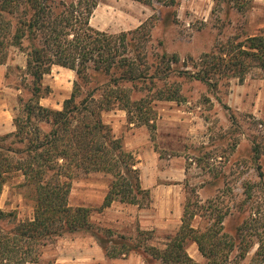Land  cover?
Masks as SVG:
<instances>
[{
    "label": "trees",
    "instance_id": "obj_1",
    "mask_svg": "<svg viewBox=\"0 0 264 264\" xmlns=\"http://www.w3.org/2000/svg\"><path fill=\"white\" fill-rule=\"evenodd\" d=\"M134 1L157 2L167 9L177 5L176 0ZM96 4L97 0H0V48L21 51L30 77V97L19 99L14 130L0 136V194L8 174L20 172L22 186L34 200L30 219L17 221L0 208V264L38 263L44 246L78 231H89L105 256L136 253L143 264H201L187 252L188 241L196 244L203 264H242L254 244L247 264H264V213L259 206L249 208L234 235L224 231L221 212L204 230L194 228L190 221L196 213L185 206L178 230L159 245L150 241L152 231L138 228L134 238H126L110 228L102 233L90 219L114 201L138 207L150 202L134 154L125 150L101 113L124 110L128 123L154 129V103L183 100L176 77L185 75L210 85L211 76L228 72L243 80L251 61L264 71V36L246 37L223 53L225 57L204 54L195 64L201 68L192 72L180 68L176 53H148L151 21L119 33L93 28L89 19ZM52 65L75 74L60 109L40 104L50 93L42 80ZM89 173L111 178L102 202L95 208L71 207V180Z\"/></svg>",
    "mask_w": 264,
    "mask_h": 264
},
{
    "label": "rangeland",
    "instance_id": "obj_2",
    "mask_svg": "<svg viewBox=\"0 0 264 264\" xmlns=\"http://www.w3.org/2000/svg\"><path fill=\"white\" fill-rule=\"evenodd\" d=\"M176 1L174 8L167 9L157 2L97 0L89 23L95 29L119 33L151 21L148 53H176L180 68L192 72L201 68L195 64H200L204 54L225 57L223 53L246 37L264 36V0ZM2 58L6 59L0 63V136L14 130L19 99L30 97L25 55L15 47H5L0 48ZM249 63L243 80L228 72L211 76L210 85L185 75L176 77L183 100L156 101L154 129L128 123L124 110L101 113L125 150L134 154L140 184L150 191V202L144 207L114 201L102 212H93L90 219L102 233L110 228L114 235L134 238L140 228L152 231L150 241L159 245L178 230L185 206L196 213L190 223L199 230L213 223L217 213H224L223 227L229 235H234L251 206H259L264 213V71L254 61ZM74 77V71L52 65L42 80L50 93L40 104L60 109ZM110 179L102 173L75 176L69 205L98 207ZM23 181L20 172L9 173L0 194V208L13 213L17 221L33 216L34 200ZM256 247L242 264L250 261ZM186 250L195 261L205 263L195 243L188 241ZM34 264L143 261L136 253L105 256L89 231H78L44 246Z\"/></svg>",
    "mask_w": 264,
    "mask_h": 264
},
{
    "label": "crops",
    "instance_id": "obj_3",
    "mask_svg": "<svg viewBox=\"0 0 264 264\" xmlns=\"http://www.w3.org/2000/svg\"><path fill=\"white\" fill-rule=\"evenodd\" d=\"M53 66H59V65H53ZM59 67H62V66H59ZM64 68V67H63ZM41 99H43V98H41ZM12 131V130H11ZM11 131H9V132H11ZM110 207V206H109ZM108 207V208H109ZM29 264V263H28ZM30 264H34V263H30Z\"/></svg>",
    "mask_w": 264,
    "mask_h": 264
}]
</instances>
